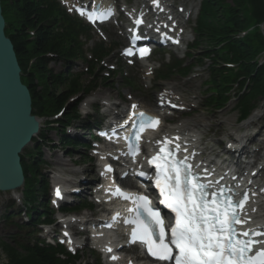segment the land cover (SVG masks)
Instances as JSON below:
<instances>
[{
	"label": "trees",
	"instance_id": "16d2710c",
	"mask_svg": "<svg viewBox=\"0 0 264 264\" xmlns=\"http://www.w3.org/2000/svg\"><path fill=\"white\" fill-rule=\"evenodd\" d=\"M1 1L6 20V35L14 45L22 69L23 82L30 89L33 113L36 116L57 113L72 97L85 91L81 85V77L54 78L48 70L50 55L68 59L76 53L73 50L75 25L64 18L62 24L66 34L56 33L55 29L62 14L47 0ZM225 1L207 0L199 31L201 42L206 41L212 47L216 37L224 38L228 44L215 57L221 55L222 62L234 63L240 67L238 71L220 70L216 67L214 86L219 91L217 94L225 93V87L232 79L240 81L242 86L250 80L252 100L256 96L264 95V67L257 68L254 62L258 52L256 46H264V41L259 34H254L248 39H238L237 36L248 28L249 21L244 16L247 2L253 4L254 20L260 21L264 18V0H232L233 4H227ZM37 79L40 85L36 83ZM61 87H64L65 91L57 94L55 90ZM248 110L247 106L243 107V115L246 116ZM74 115L72 111L66 117L74 118ZM63 141L66 145H72L67 138H63ZM22 166L26 177L29 173L36 172V164L29 166L26 159H23ZM29 186L32 188L33 181H29ZM35 223L37 222L33 221L30 227H35ZM23 229L25 227H20V232L12 237V244L0 243L6 252L8 264H67L56 258L58 251L37 244L32 245L29 237L20 236Z\"/></svg>",
	"mask_w": 264,
	"mask_h": 264
},
{
	"label": "snow or ice",
	"instance_id": "6c2138e0",
	"mask_svg": "<svg viewBox=\"0 0 264 264\" xmlns=\"http://www.w3.org/2000/svg\"><path fill=\"white\" fill-rule=\"evenodd\" d=\"M154 3L159 6L158 0H154ZM103 15H110V12ZM88 18L93 19L92 16ZM146 52L147 49L143 50L141 55ZM126 54L131 55V51ZM136 107L133 105V109ZM137 119V141L140 133L149 128L154 130L160 124L158 118L146 116L143 112L139 113ZM168 143L170 141H165L160 148L163 155L158 153L150 163L157 169L155 184L164 198L162 203L175 213V226L171 229L170 241L166 242L163 221L159 212L150 207L147 197L124 196V199H131L137 205L136 216L125 220L126 224L135 226L131 242L143 243L153 258L172 261L173 264H264V241L254 239L264 236V232L246 230L238 233L235 227L247 223L239 215L247 203V195L240 202H234L221 189L218 194L212 193L209 201L208 185L199 183L198 177L192 175V165L186 162L187 157L182 161L175 159L174 153L167 149ZM56 195H60L59 189ZM141 209L147 219L141 218ZM157 226L159 231L156 230ZM239 236L247 239H239ZM256 245L261 247L254 250ZM173 246L177 250L175 256ZM112 259L116 260L117 257L113 256Z\"/></svg>",
	"mask_w": 264,
	"mask_h": 264
},
{
	"label": "rangeland",
	"instance_id": "374dc122",
	"mask_svg": "<svg viewBox=\"0 0 264 264\" xmlns=\"http://www.w3.org/2000/svg\"><path fill=\"white\" fill-rule=\"evenodd\" d=\"M123 2H128L130 3L131 0H122ZM175 2L176 7L178 6H183L185 7L186 5L189 6L188 0H173ZM197 2H199V0H197ZM225 3L227 4H233L232 0H226ZM93 38V42H91L89 44V47L94 46L95 44L101 43L102 41L100 39H98L97 37H95L94 35H92ZM115 41V37H110L107 39L106 44L104 45V47H110L114 44ZM202 52L200 51L198 54H201ZM116 54H112L108 59L105 60L104 64V70H100L97 74L99 75V78H102L106 75H108L109 73V68L106 67V64L108 65H116L117 64V58H116ZM196 59H198V61L201 59V56H198ZM188 61V60H187ZM197 61V60H196ZM191 64H197L198 67L200 68H195L193 70L194 75H192L190 78L185 79V80H181L178 76H174L171 78V81L165 85L162 86V88L168 87L170 85H175V84H183L185 82H189L190 80L194 81L193 85V89L194 91H192L189 94V98L188 100H194V106H198V111L196 114H194L195 112H193L192 114L189 115V117L186 120L191 121L192 118L196 115H201L202 118H209L210 120L213 121L214 126L212 128H210V130H206V143L212 146H215V149L220 148L219 146L222 145V142L227 138L228 134H229V123L235 124V122L238 119V116L236 113H234V103L230 104L228 106V108L223 111V112H216V111H208L204 105H206L203 101V96H204V82L206 80L207 77V66L203 67V64L200 65V62H195L193 63L192 61L190 62ZM209 64V63H207ZM78 66H76L73 71L74 72H80V73H84V71L86 70V65L83 63H78ZM52 66V65H51ZM54 66V67H53ZM52 66L53 69H55L56 72L61 73L63 72V70L66 68V65L63 62H59L57 61L56 63H54ZM102 66V65H101ZM100 66V67H101ZM157 74V73H156ZM135 80L137 83V88H126V85H124L122 83V79L121 76L119 78H114L113 76L111 77V81L107 84V85H101L100 89L97 91V94H100L99 98H104L103 95H109L112 97V99L117 102V103H122L125 104V101L127 100V97L132 95L135 100H140L142 101L144 104H147V100L146 98L149 95H154L156 94L154 92L153 89H151L155 79L153 78L152 81L150 80H143L141 78V76L139 75H135ZM81 84L82 85H88L90 78L88 76H83L82 80H81ZM53 90V89H52ZM54 91V90H53ZM57 94H61V92L65 91L64 87H61L57 90H55ZM96 94V93H95ZM79 95V94H78ZM77 95V96H78ZM81 97H83L82 95L76 99H74L75 101L77 99H79L78 101H81ZM77 101V102H78ZM76 105V102H73V100L70 101L67 109H66V114L71 113L73 106ZM81 104L79 105L80 108ZM257 115H259V117L257 118L256 123H257V128L261 127V129L263 130V135H264V108L261 107L257 112ZM213 117H216V119L214 120ZM53 120V119H52ZM54 121V120H53ZM222 122V123H221ZM225 122V123H224ZM210 123V122H209ZM227 123V124H226ZM236 127H241V125H236ZM46 129H51L50 126H47ZM256 128L253 129L250 133H254L256 132ZM244 133V132H243ZM47 136L49 138H52L54 141V143L58 144L59 143V135H55V133H50V132H46ZM74 136V135H73ZM264 140V136L260 139ZM32 147V146H31ZM263 148H264V144H263ZM48 148H45L44 150L41 151L42 155L41 156L43 160H47V155L50 154L49 152H52L50 149L47 150ZM63 150L59 148V152L61 153ZM63 153V152H62ZM61 155V161H65L69 163L74 162H78V167L75 166L71 167V172L69 174H66L65 177H68L71 180H74L75 184H78L81 181L84 180H92L94 178H96V176H93V168H94V164L93 163H88L86 161V159L84 158V151H75L72 153V155L70 157H67L65 154H60ZM52 159H55V161H57L58 159H60L57 155L55 156V154H52ZM42 168L45 169V166L42 165ZM74 170H81L83 173L80 175H76L74 174L72 171ZM38 193L36 191V187L32 188V193H25V196L28 200V204H33L34 203V195ZM12 200H11V195L9 193L7 194H3L0 193V240L6 242L7 241V235L8 233H10L11 231L14 232V230H10L6 225L4 226L3 224V216L5 215V207L7 205H11ZM85 213V212H84ZM83 215V214H82ZM16 220L20 221L19 218H17ZM55 229V231H58L61 229L60 226H54L53 227ZM81 241L83 242V239H81ZM85 243V242H84ZM1 250H0V256H1ZM80 256L83 257V259L85 261H87V264H97V258L94 255H91V253L87 252L86 250H83L80 253ZM105 263V262H103ZM102 263V264H103Z\"/></svg>",
	"mask_w": 264,
	"mask_h": 264
},
{
	"label": "water",
	"instance_id": "95a60500",
	"mask_svg": "<svg viewBox=\"0 0 264 264\" xmlns=\"http://www.w3.org/2000/svg\"><path fill=\"white\" fill-rule=\"evenodd\" d=\"M4 29L0 7V192L23 186L19 155L40 129L32 115L30 91L21 83V68Z\"/></svg>",
	"mask_w": 264,
	"mask_h": 264
},
{
	"label": "bare ground",
	"instance_id": "6f19581e",
	"mask_svg": "<svg viewBox=\"0 0 264 264\" xmlns=\"http://www.w3.org/2000/svg\"><path fill=\"white\" fill-rule=\"evenodd\" d=\"M168 5H169V4H168ZM186 85H189V82H188ZM183 86H184V85H183ZM190 87H192V85H190ZM178 90H180L179 85H177V86H172L171 88H168L166 92L169 93V94H171V93H173L174 91H178ZM173 95H175V96L178 97V92H176V93L173 94ZM140 105H141V104H140ZM181 105H182V104H181ZM181 105H180V106H181ZM184 106H186V105H184ZM141 107H142L143 110H147V107L142 106V105H141ZM189 107H190V106H189ZM149 112H151L152 115H154V116H158V114H155V112H153V111H149ZM257 117H258L257 115H254L253 118H252V121L246 123V124L243 125V126H244L245 128L249 127L250 125L253 124V120H254L255 118H257ZM165 120H166V118H165ZM41 123H42V122H41ZM230 126H232V124H230ZM207 127H208V125L206 124V120H201V121H199V120H194V121L189 122V123H186V124H185V123H182V124H178L177 126H173L168 132L171 131V132H170V135L181 134V135L184 137L185 140H188V139L190 140V139H191V142L193 143V145L198 147V151L205 152L206 154H208L209 152H210V153H214V152H215V149H214L213 146H212V147H208V146H205L204 143H203V137H204V135H205V133L203 132V130H205ZM232 131H233V129H232ZM248 137H250V135L239 136V139L236 138V140H237V141H240V140H241L239 143H242L241 145H243L244 141H245ZM179 143H182V141L179 142ZM244 149H245V148H243V151H244ZM216 151H217V150H216ZM247 153H248V151H247ZM212 158H213L212 155H209V156H208V159H209V160H212ZM262 159L264 160V155L262 156ZM224 162H225V161H224ZM221 163H222V161H219V160H218L217 164L219 165V164H221ZM249 163H250V162H249ZM227 164H228V163H227ZM258 164H259V163H258ZM258 164H256V166H255L253 169H257ZM228 166H229L231 169H234V168H235V165H229V164H228ZM75 172H76V174H80V173H81V172H78V171H75ZM258 180H260V179H258ZM69 182H71V180H69ZM71 184H74V183H71ZM12 195L16 197V195H18V194L13 193ZM260 214H261V218H262V220L264 221V206H262V207L260 208ZM87 219H88V217H87V216H84L83 219H82V220H83V223H85L84 220H87ZM80 225L83 226V224H80Z\"/></svg>",
	"mask_w": 264,
	"mask_h": 264
}]
</instances>
